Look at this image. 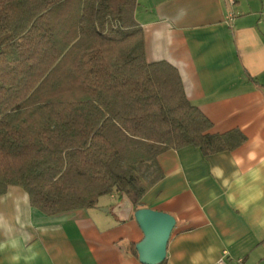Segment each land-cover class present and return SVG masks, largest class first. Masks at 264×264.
<instances>
[{"label":"trees","instance_id":"16d2710c","mask_svg":"<svg viewBox=\"0 0 264 264\" xmlns=\"http://www.w3.org/2000/svg\"><path fill=\"white\" fill-rule=\"evenodd\" d=\"M137 7L0 0V197L20 187L56 216L119 193L137 211L163 177V153L243 144L237 130L211 134L175 67L147 61Z\"/></svg>","mask_w":264,"mask_h":264},{"label":"crops","instance_id":"0c3cea01","mask_svg":"<svg viewBox=\"0 0 264 264\" xmlns=\"http://www.w3.org/2000/svg\"><path fill=\"white\" fill-rule=\"evenodd\" d=\"M135 17L147 61L178 70L189 101L212 123L211 134L237 130L245 141L264 139V0H235L233 6L227 0H138ZM244 142L209 156L190 146L158 157L163 177L141 203L176 219L163 264H191L192 255L207 256L209 246L221 264H264V230L254 223L264 201L241 214L216 177L218 169L233 171L229 159L249 150ZM22 205L31 243L41 253L33 264H142L132 246L144 235L133 204L119 193L100 198L95 209L56 216L32 207L20 187L0 197L6 215L18 217ZM7 255L0 253V264H9Z\"/></svg>","mask_w":264,"mask_h":264},{"label":"clouds","instance_id":"9594fccd","mask_svg":"<svg viewBox=\"0 0 264 264\" xmlns=\"http://www.w3.org/2000/svg\"><path fill=\"white\" fill-rule=\"evenodd\" d=\"M249 145L246 153H234L229 159L233 169L225 174L224 169L216 171V177L224 191L227 203L237 208L241 214H246L253 205L264 201V139L259 135L244 142ZM216 199V193H210ZM262 213L254 220L258 228L264 230V207ZM31 222L25 206H21L19 216H9L0 212V253H7L9 264H33L41 253L35 249L31 241ZM215 248L209 246L207 256L202 251H196L191 257V264H221L214 260ZM183 259V253L178 254Z\"/></svg>","mask_w":264,"mask_h":264},{"label":"water","instance_id":"95a60500","mask_svg":"<svg viewBox=\"0 0 264 264\" xmlns=\"http://www.w3.org/2000/svg\"><path fill=\"white\" fill-rule=\"evenodd\" d=\"M134 217L144 235L135 246L139 261L142 264H162L177 223L175 217L151 208L138 209Z\"/></svg>","mask_w":264,"mask_h":264},{"label":"built area","instance_id":"2783aa9c","mask_svg":"<svg viewBox=\"0 0 264 264\" xmlns=\"http://www.w3.org/2000/svg\"><path fill=\"white\" fill-rule=\"evenodd\" d=\"M227 1H228V3H229L231 6H233V5L235 4V0H227ZM234 19H235V15H234L233 13L230 14V15H229V21H230V22H233Z\"/></svg>","mask_w":264,"mask_h":264}]
</instances>
